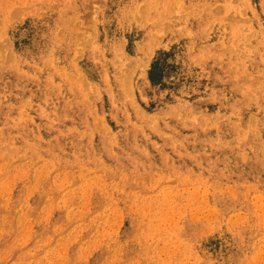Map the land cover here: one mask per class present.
Segmentation results:
<instances>
[{
  "label": "rangeland",
  "instance_id": "374dc122",
  "mask_svg": "<svg viewBox=\"0 0 264 264\" xmlns=\"http://www.w3.org/2000/svg\"><path fill=\"white\" fill-rule=\"evenodd\" d=\"M0 264H264V0H0Z\"/></svg>",
  "mask_w": 264,
  "mask_h": 264
},
{
  "label": "trees",
  "instance_id": "16d2710c",
  "mask_svg": "<svg viewBox=\"0 0 264 264\" xmlns=\"http://www.w3.org/2000/svg\"><path fill=\"white\" fill-rule=\"evenodd\" d=\"M156 63L153 65L150 74H149V78L151 80L152 83H158L161 80L162 77V71L161 70H157L156 67Z\"/></svg>",
  "mask_w": 264,
  "mask_h": 264
}]
</instances>
